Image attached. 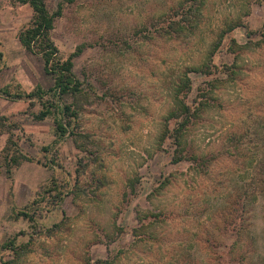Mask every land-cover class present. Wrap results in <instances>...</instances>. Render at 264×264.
I'll list each match as a JSON object with an SVG mask.
<instances>
[{"label": "rangeland", "instance_id": "obj_1", "mask_svg": "<svg viewBox=\"0 0 264 264\" xmlns=\"http://www.w3.org/2000/svg\"><path fill=\"white\" fill-rule=\"evenodd\" d=\"M59 1L47 0L51 8ZM179 1L65 5L53 38L65 56L88 45L75 58V72L97 89L81 114L93 154L77 149L71 136L57 144L53 118L30 115L38 106L0 96V115L23 126L21 145L34 157L12 178L0 171V245L16 235L18 244L29 243L20 264H86L87 257L109 256L115 264H264V0H206L194 33L145 37V26ZM31 17L29 5L0 0V87L52 84L41 57L19 41ZM236 20L245 26L216 53L218 74L190 72L191 101L202 99L207 81L215 85L210 106L186 134L188 149L212 157L200 173L188 161L175 162L172 139L160 145L159 136L175 83L206 61L219 32ZM232 37L242 46L235 51ZM6 138L0 134V151ZM53 179L78 183L58 208L36 206L34 222L18 216ZM139 211L159 215L146 235L133 231ZM235 214L239 226H229ZM12 257L0 251V264Z\"/></svg>", "mask_w": 264, "mask_h": 264}, {"label": "trees", "instance_id": "obj_2", "mask_svg": "<svg viewBox=\"0 0 264 264\" xmlns=\"http://www.w3.org/2000/svg\"><path fill=\"white\" fill-rule=\"evenodd\" d=\"M21 4H27L32 9V17L28 25L19 32V41L23 48L38 54L44 63L45 71L51 76L52 84L45 88L38 84L31 90H26L16 81H11L0 87V96L11 100H24L29 102V109L36 108L30 112L33 119L43 121L52 117L55 122L56 143L63 141L67 136H71L75 147L85 154H93L90 148L94 141L87 132H82L81 114L86 105H90L97 99V89L90 81L81 80L75 72V58L81 55L87 48L86 43H82L68 56L61 53L60 48L53 38L57 20L63 15L66 4H73L79 0H61L55 8L48 5L47 0H16ZM206 0H180L169 12L163 13L156 20L154 19L145 26L148 33L145 37L150 38L154 34L167 35L170 37L194 33L199 24L202 9ZM238 26H245L243 21H232L226 28L222 29L217 38L211 44L206 61L200 65L188 67L173 89L174 106L168 111L163 121V128L159 136L160 145L171 138L175 145L173 160L175 162L188 161L196 171L205 172L212 162V157L197 154L188 149L186 134L189 128L202 116L208 108L211 92L214 91V79L207 81L208 87L201 90L202 99L191 101L189 95L193 90V81L190 72H200L208 77L218 74V67L214 62L216 53L229 38V34ZM137 29L135 34H138ZM229 48L233 51L236 47H242L235 38L229 39ZM227 67V65H226ZM227 71L229 70L227 68ZM218 78V77H216ZM95 97V98H94ZM24 128L17 121L8 115H0V134H6L7 138L0 151V171L12 178L17 169L24 163L34 160L21 145ZM50 146L44 147L48 151ZM52 167L59 165L55 159H51ZM84 166V164H83ZM170 179L163 181L160 188H164ZM75 183L66 181L63 185L57 179L44 189L39 198L26 209H19L18 216H23L30 223L36 220V211L43 204L52 209L63 204L66 196L73 193ZM134 188L132 184V189ZM247 204L241 203L240 209L245 210ZM238 209L235 211L237 212ZM41 216V215H39ZM157 213L139 211L138 225L133 228L135 235H146L152 224L153 218H158ZM147 219L150 221L147 223ZM238 215H233L227 223L229 226H239ZM34 224V223H33ZM240 225L242 224L239 223ZM17 235L4 241L0 245V251L5 249L13 252L12 259L5 261V264H20L21 259L29 249V243H17ZM116 257L107 258H86V264H115Z\"/></svg>", "mask_w": 264, "mask_h": 264}]
</instances>
